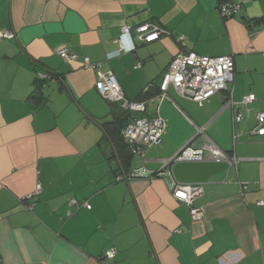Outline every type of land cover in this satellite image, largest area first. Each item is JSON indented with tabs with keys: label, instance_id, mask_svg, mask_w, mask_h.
Segmentation results:
<instances>
[{
	"label": "crops",
	"instance_id": "0c3cea01",
	"mask_svg": "<svg viewBox=\"0 0 264 264\" xmlns=\"http://www.w3.org/2000/svg\"><path fill=\"white\" fill-rule=\"evenodd\" d=\"M222 1L0 0V29L15 33L0 39V264H264V135L249 133L264 110V0H233L242 7L227 18ZM143 23L169 34L141 41ZM123 26L135 49L108 58ZM61 47L77 60H64ZM187 51L232 56L231 99L221 91L198 104L169 86L170 100H159L162 74ZM83 57L111 71L127 98H144V115L158 108L165 119L161 142L130 167L161 170L193 136L192 123L240 161H184L173 176L115 181L100 125L115 103ZM37 71L52 74L41 93ZM249 93L255 99L241 105ZM174 181L203 183L200 220L172 196Z\"/></svg>",
	"mask_w": 264,
	"mask_h": 264
},
{
	"label": "built area",
	"instance_id": "2783aa9c",
	"mask_svg": "<svg viewBox=\"0 0 264 264\" xmlns=\"http://www.w3.org/2000/svg\"><path fill=\"white\" fill-rule=\"evenodd\" d=\"M241 4L233 0H225L217 6L218 12L222 18L233 16L241 9ZM136 36L141 41H151L163 35H168L169 31L152 23H143L135 28ZM15 33L11 29H0V39H13ZM180 42L184 36L177 38ZM118 47L115 51L107 54V57L117 56L121 53L131 52L135 49L132 34L128 26H123L121 33L115 39ZM57 53L64 60H77L74 52L68 51L65 47L57 50ZM81 64L84 68L96 70L95 88L106 100L117 103L123 110L137 113L131 118L122 130V136L132 155L142 156L151 146L161 142L165 132V119L156 112L147 116L146 100H132L125 96L115 75L111 71L100 70L101 62H92L88 57H83ZM137 65H140L138 63ZM38 80L52 78L48 72L37 71L35 73ZM234 79V62L231 55H205L194 51L178 52L169 62L166 70L162 74L159 83L158 98L170 100L167 88L172 86L175 91L182 97L188 98L201 104L204 100L221 91H226L227 96L231 99V90L228 84ZM148 87L145 88L147 90ZM227 99L226 103L232 104V100ZM255 99L254 94L249 93L240 102L245 105ZM242 113H237L234 122H238ZM192 123V122H191ZM193 136L179 148L172 156L162 160L161 170L158 172L151 171L145 166H133L126 171L115 174V181H128L135 178H151L156 174H169L173 176L172 166L178 162L184 161H204L211 160L215 162H225L228 167L235 166L240 159L235 155H230L222 150L205 132L203 126L193 124ZM250 134L264 135V110L256 114V123L249 131ZM203 183H179L174 181L171 185L172 196L178 201L185 204L189 210L191 220L197 221L202 218V209L194 205V200L203 194ZM39 185L36 186V191ZM72 199L70 204H75ZM86 207H90L85 203ZM29 209L32 205L28 206ZM178 231V230H177ZM115 250L109 249L104 252L106 258L112 259L115 256Z\"/></svg>",
	"mask_w": 264,
	"mask_h": 264
},
{
	"label": "trees",
	"instance_id": "16d2710c",
	"mask_svg": "<svg viewBox=\"0 0 264 264\" xmlns=\"http://www.w3.org/2000/svg\"><path fill=\"white\" fill-rule=\"evenodd\" d=\"M45 80H48V79H45ZM45 80L38 81V79H36L35 91H38L39 93H41L40 87L42 86V82ZM143 99L144 98H140L138 100H143ZM116 104L117 103H115V105L112 104L110 118L100 122V125L104 131L103 137L108 139L112 143L114 151H115V155L117 158L115 174L121 171H126L130 167V163L134 155H132V153L130 152L128 148V145L125 143L123 139L122 130L127 124V122L131 118H133V116L140 115L137 113L123 110L119 107L118 104L117 105Z\"/></svg>",
	"mask_w": 264,
	"mask_h": 264
},
{
	"label": "bare ground",
	"instance_id": "6f19581e",
	"mask_svg": "<svg viewBox=\"0 0 264 264\" xmlns=\"http://www.w3.org/2000/svg\"><path fill=\"white\" fill-rule=\"evenodd\" d=\"M155 40V39H154ZM52 75V74H51ZM51 79V78H50Z\"/></svg>",
	"mask_w": 264,
	"mask_h": 264
}]
</instances>
